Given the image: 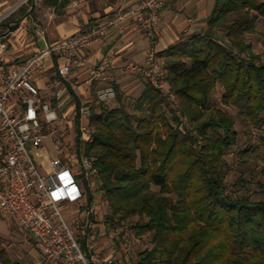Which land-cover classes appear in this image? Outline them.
I'll list each match as a JSON object with an SVG mask.
<instances>
[{
  "label": "trees",
  "instance_id": "16d2710c",
  "mask_svg": "<svg viewBox=\"0 0 264 264\" xmlns=\"http://www.w3.org/2000/svg\"><path fill=\"white\" fill-rule=\"evenodd\" d=\"M260 20V0H216L208 34L158 54L179 112L145 79L133 112L116 84L118 107H94L95 141L86 152L98 157L108 214L118 226L138 217L132 242L147 237L151 245L137 262L132 246L134 264H264V201L228 192L227 153L239 133L214 98L220 87L225 107L264 130V57L246 41ZM223 31L226 44L218 40ZM257 156L251 146L242 151L246 163ZM0 264H19L1 241Z\"/></svg>",
  "mask_w": 264,
  "mask_h": 264
},
{
  "label": "built area",
  "instance_id": "2783aa9c",
  "mask_svg": "<svg viewBox=\"0 0 264 264\" xmlns=\"http://www.w3.org/2000/svg\"><path fill=\"white\" fill-rule=\"evenodd\" d=\"M166 1L142 0L137 8L118 13L104 25L87 28L48 46L28 61L0 68V212L14 219L33 241L37 257L31 264H134L135 222L127 220L118 226L107 213L110 206L107 197H102L88 212L83 210L87 208L84 206L89 198L87 191L95 190L100 175L98 157L86 152L96 134L90 118L96 110L95 105L117 98L115 86H98L95 105L78 107L75 111L78 134L70 138L64 129L66 120L52 106L54 102L59 107L66 104L65 90L58 83H50L42 90L34 84L33 77L41 72V61L55 52L70 60L59 68V76L66 79L74 63H86L84 52L92 43L102 40L109 27L130 17L137 19L141 30L154 44ZM36 33L45 38L42 30ZM107 67L106 62L93 69L92 81H100ZM122 73L147 80L179 112L178 98L169 86L163 61L154 47L143 64L126 66ZM38 152L42 158L40 164L34 157ZM76 204L79 215L70 217L68 209ZM97 213L98 221H84L87 215L96 216ZM97 224L110 226L107 236L114 244L112 249L99 247L93 237L88 236L86 227ZM82 240L86 241L85 248Z\"/></svg>",
  "mask_w": 264,
  "mask_h": 264
},
{
  "label": "crops",
  "instance_id": "0c3cea01",
  "mask_svg": "<svg viewBox=\"0 0 264 264\" xmlns=\"http://www.w3.org/2000/svg\"><path fill=\"white\" fill-rule=\"evenodd\" d=\"M23 1L25 0H0V16ZM141 1L34 0L28 12L20 17L21 23L17 30L9 35L1 34L0 68L13 62L28 61L45 51L48 46H54L87 28L104 25L114 19L118 13L137 8ZM215 1L167 0L162 8L154 44L141 30L135 17L109 27L102 40L92 43L85 50L86 63H74L72 73L66 79L59 76V68L70 60L55 52L47 55L41 61V72L33 77V82L42 90L50 83H58L65 90L66 104L59 107V104L54 102L52 106L66 120L64 129L69 133L70 138H76L78 134L75 129V111L82 104L95 105V89L98 86L116 84L126 92L134 85L128 77L134 75L123 74V68L143 64L153 47L159 54L195 35L208 34V20L214 10ZM16 21L18 19L13 22ZM7 28L5 30H8ZM32 29L45 32V38L42 35L35 36ZM106 62L108 67L103 71L102 79L92 81L93 69ZM81 184L85 189L83 182ZM87 194L89 198L84 206L88 209L85 207L83 209L86 212L101 201L103 193L100 190V183L96 181L95 190L87 191ZM68 212L70 217L78 216L79 206L77 204L70 206ZM95 219L98 221V213L96 216L87 215L84 221ZM110 229V226L99 224L95 227H86L88 236L93 237L99 247L106 249L114 247L110 237L107 236ZM35 253H37L36 249Z\"/></svg>",
  "mask_w": 264,
  "mask_h": 264
},
{
  "label": "rangeland",
  "instance_id": "374dc122",
  "mask_svg": "<svg viewBox=\"0 0 264 264\" xmlns=\"http://www.w3.org/2000/svg\"><path fill=\"white\" fill-rule=\"evenodd\" d=\"M33 1L34 0H25L20 4L13 6L11 10L0 16V36L8 31L5 30L8 25L15 26V22L13 21L20 17L14 19V16L18 14L23 6L31 5ZM260 1L264 2V0ZM31 31L37 36L36 29H32ZM224 37L225 32L223 31L218 36V40L226 44L228 42ZM246 41L253 44L254 52L256 54L264 57L263 20H260L258 23L257 34L247 35ZM128 79L134 85L130 90L125 92L127 97L126 103L128 110L133 112L135 99L138 97L140 89L143 88L145 80L136 75L128 77ZM222 95L223 90L218 87L214 94L215 102L218 107L224 109L235 117L236 129L239 133L238 146L227 153V160L229 163V169L227 171L228 192L236 198H249L254 202L264 201V162L261 159L264 156V130L257 128L253 124L247 123L244 117H242L234 107H225L221 102ZM109 105L112 108L118 107L116 101ZM99 106L100 105H95L97 110L99 109ZM250 146L259 157L257 156V158L250 159L246 163L244 162V159H242V151ZM28 147L30 150L33 149L31 145H28ZM38 154H40V152L35 154L34 157L37 163L40 164L42 158ZM46 167H48L47 164ZM97 183H99V181H97ZM131 220L135 222V226L140 222L138 217L131 218ZM0 241L13 262H18L19 264H31L36 260L37 253H35L34 243L31 238L19 228L14 219L2 212H0ZM132 243L135 256L134 260L137 262L138 254L150 248L151 245L147 237H145L144 240L134 238Z\"/></svg>",
  "mask_w": 264,
  "mask_h": 264
},
{
  "label": "water",
  "instance_id": "95a60500",
  "mask_svg": "<svg viewBox=\"0 0 264 264\" xmlns=\"http://www.w3.org/2000/svg\"><path fill=\"white\" fill-rule=\"evenodd\" d=\"M21 18H19L18 21L15 22V26L8 25V31L4 35H9L11 32L15 31L20 25Z\"/></svg>",
  "mask_w": 264,
  "mask_h": 264
}]
</instances>
